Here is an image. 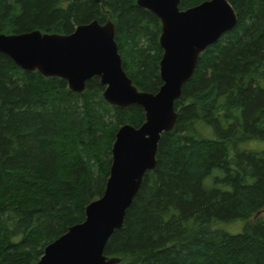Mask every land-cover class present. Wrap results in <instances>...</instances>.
<instances>
[{"label":"trees","instance_id":"obj_1","mask_svg":"<svg viewBox=\"0 0 264 264\" xmlns=\"http://www.w3.org/2000/svg\"><path fill=\"white\" fill-rule=\"evenodd\" d=\"M227 1L237 24L200 54L156 166L104 248L117 264H264V0ZM94 20L113 23L123 70L155 94L161 25L135 0H0V34L67 35ZM103 90L93 77L73 92L0 53V264L37 262L103 194L116 131L144 122L141 107L112 106ZM238 221L239 233L223 229Z\"/></svg>","mask_w":264,"mask_h":264},{"label":"water","instance_id":"obj_2","mask_svg":"<svg viewBox=\"0 0 264 264\" xmlns=\"http://www.w3.org/2000/svg\"><path fill=\"white\" fill-rule=\"evenodd\" d=\"M160 21L162 85L155 94L133 86L122 68L111 21L94 20L77 26L67 35L38 30L0 34V53L25 71L64 79L69 90L82 93L85 83L98 77L103 99L127 108L137 105L144 112L138 128L124 124L115 133L111 165L103 194L84 209V220L49 243L34 264H117L104 248L115 230L123 226L126 210L137 194L147 171L156 166L158 142L174 129L175 101L193 76L199 56L237 24V14L227 0H206L186 10L180 0H135Z\"/></svg>","mask_w":264,"mask_h":264},{"label":"rangeland","instance_id":"obj_3","mask_svg":"<svg viewBox=\"0 0 264 264\" xmlns=\"http://www.w3.org/2000/svg\"><path fill=\"white\" fill-rule=\"evenodd\" d=\"M262 86L264 87V84H262ZM203 126H199V129L202 131V133H204V135L207 137V138H210V139H213L214 138V135L212 133V130L210 128H202ZM261 144V145H260ZM260 144H255L258 148L260 149H264V143H260ZM251 147H253L254 145H251ZM259 149V150H260ZM206 185L209 186L211 181H210V178H208L206 181H205ZM243 225H244V222L243 221H238V222H235L233 224H225L223 225V229L228 232L229 234H237L239 233L242 228H243Z\"/></svg>","mask_w":264,"mask_h":264}]
</instances>
